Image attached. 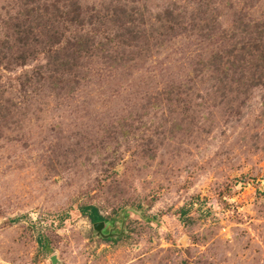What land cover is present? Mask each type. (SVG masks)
Returning a JSON list of instances; mask_svg holds the SVG:
<instances>
[{
  "label": "rangeland",
  "instance_id": "rangeland-1",
  "mask_svg": "<svg viewBox=\"0 0 264 264\" xmlns=\"http://www.w3.org/2000/svg\"><path fill=\"white\" fill-rule=\"evenodd\" d=\"M52 255L264 264V0H0V264Z\"/></svg>",
  "mask_w": 264,
  "mask_h": 264
},
{
  "label": "trees",
  "instance_id": "trees-1",
  "mask_svg": "<svg viewBox=\"0 0 264 264\" xmlns=\"http://www.w3.org/2000/svg\"><path fill=\"white\" fill-rule=\"evenodd\" d=\"M59 18L62 19V17H60V16H59ZM63 33H64V31L61 32V35H63ZM70 43H72V42H70ZM82 44H83L82 42H78L76 45H74L73 47L75 48V50L73 52H78ZM80 209H81V212L90 219L91 223H95V222L103 221V220L104 221H112V222L115 221L111 217L103 216L100 213L99 208L95 205H84ZM178 214L180 216L179 220H180V222H182L184 220V216L186 215L185 210L182 209V210L178 211ZM108 240H111V239H108Z\"/></svg>",
  "mask_w": 264,
  "mask_h": 264
},
{
  "label": "water",
  "instance_id": "water-1",
  "mask_svg": "<svg viewBox=\"0 0 264 264\" xmlns=\"http://www.w3.org/2000/svg\"><path fill=\"white\" fill-rule=\"evenodd\" d=\"M110 221H98L93 223L94 229L96 230V232H98L102 237L104 238H113V237H117L118 235H120L121 233H123V230L121 229L119 234H114V233H106L104 234L103 230L106 228V226L108 225ZM116 225V223H115ZM51 264H60L58 258L56 255H52L51 256Z\"/></svg>",
  "mask_w": 264,
  "mask_h": 264
}]
</instances>
